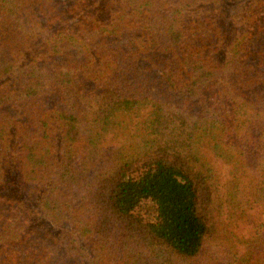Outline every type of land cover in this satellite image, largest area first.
I'll return each instance as SVG.
<instances>
[{
    "label": "trees",
    "instance_id": "obj_1",
    "mask_svg": "<svg viewBox=\"0 0 264 264\" xmlns=\"http://www.w3.org/2000/svg\"><path fill=\"white\" fill-rule=\"evenodd\" d=\"M0 264H264V0H0Z\"/></svg>",
    "mask_w": 264,
    "mask_h": 264
},
{
    "label": "rangeland",
    "instance_id": "obj_2",
    "mask_svg": "<svg viewBox=\"0 0 264 264\" xmlns=\"http://www.w3.org/2000/svg\"><path fill=\"white\" fill-rule=\"evenodd\" d=\"M237 232H239V229L237 230Z\"/></svg>",
    "mask_w": 264,
    "mask_h": 264
}]
</instances>
